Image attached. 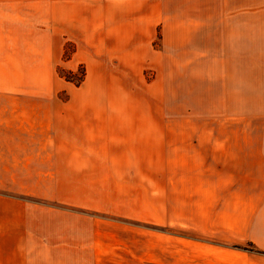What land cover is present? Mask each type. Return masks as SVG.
I'll list each match as a JSON object with an SVG mask.
<instances>
[{
	"label": "crops",
	"instance_id": "1",
	"mask_svg": "<svg viewBox=\"0 0 264 264\" xmlns=\"http://www.w3.org/2000/svg\"><path fill=\"white\" fill-rule=\"evenodd\" d=\"M183 1L0 0V50L60 57L69 43L83 64L146 65L193 14ZM221 1L219 51L193 86L221 120H112L0 90V190L63 206L15 217L35 204L0 194V264H151L149 235L103 215L178 224V264H264V0Z\"/></svg>",
	"mask_w": 264,
	"mask_h": 264
},
{
	"label": "rangeland",
	"instance_id": "2",
	"mask_svg": "<svg viewBox=\"0 0 264 264\" xmlns=\"http://www.w3.org/2000/svg\"><path fill=\"white\" fill-rule=\"evenodd\" d=\"M183 7L184 12L190 9L193 14L178 18V35L172 31L173 26L165 37L157 34L146 65H129L123 60L101 66L83 64L73 58L76 50L69 43L60 57L53 50H0V90H6L7 100L14 104L102 107L103 115L113 117L112 120L118 117L117 120L172 125L221 120L222 114L214 113L213 105L207 104L211 99L198 97L193 86L199 83L198 78L204 79L199 70L205 71L210 63L201 64L204 62L199 59L212 58L219 51L217 34L221 32L222 1H183ZM181 40L189 43L188 50L178 48ZM182 51L190 62H181L186 58ZM0 194L35 204L24 205V209L7 207V212H13L15 217L22 212L27 219L45 220L46 214L37 209L63 207L36 195L1 190ZM103 217L130 224L135 231L140 230L141 236L145 233V239L149 235L151 264H178V224L156 225Z\"/></svg>",
	"mask_w": 264,
	"mask_h": 264
}]
</instances>
